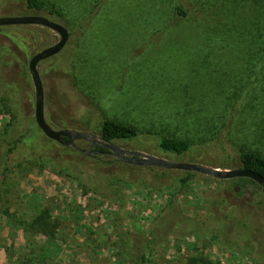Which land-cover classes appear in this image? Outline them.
Instances as JSON below:
<instances>
[{
  "label": "rangeland",
  "instance_id": "1",
  "mask_svg": "<svg viewBox=\"0 0 264 264\" xmlns=\"http://www.w3.org/2000/svg\"><path fill=\"white\" fill-rule=\"evenodd\" d=\"M47 1L58 4L67 24L68 39L57 53L59 71L71 72L76 85L59 86L52 82V71L43 73L45 117L60 127L98 135L102 119L110 118L138 132L115 141L122 147L178 162H220L236 156L237 147L260 148L261 137L254 133L259 122H248L246 113L234 110L231 118L233 99H228L231 76L246 63L236 54L243 44L233 35L253 19L259 0H194L195 16L178 23L172 14L177 0H102L82 29L81 14L97 0ZM0 29L27 61L59 39L57 32L41 25ZM44 66L42 62L40 68ZM29 82L33 104L23 106L24 115H34L31 77ZM2 98L0 92V264H135L130 246L136 237L147 238L158 222L169 219L185 235L167 234L151 242L147 264H255L241 253L242 241L221 246L207 236L210 203L205 190L217 183L193 177L180 187L176 180L163 178L160 185L148 187L126 177L120 166L104 163L114 156L99 153L93 156L99 167L89 158L81 161L83 175L98 171L96 186H86L44 162L39 154L58 159L60 147H48L32 123L26 141L36 148L19 144L7 153L25 122L15 130L16 121ZM160 137L186 140L190 151L164 152ZM71 157L64 155L61 161ZM72 173L80 175L74 169ZM117 173L121 179L114 177ZM261 201L250 222L264 242Z\"/></svg>",
  "mask_w": 264,
  "mask_h": 264
},
{
  "label": "trees",
  "instance_id": "2",
  "mask_svg": "<svg viewBox=\"0 0 264 264\" xmlns=\"http://www.w3.org/2000/svg\"><path fill=\"white\" fill-rule=\"evenodd\" d=\"M12 1L0 0V3L5 5L0 8V16L6 14H26L31 11L44 15L51 20L58 21L65 27L67 26L66 21L60 17L61 12L58 4L54 1L15 0L17 2L16 5L10 6ZM101 2L102 0L95 1L90 11L88 10L86 13L81 14L80 20L78 21L81 29L89 21V16L93 14L92 10L96 12ZM257 5L258 8L252 15L253 19L251 21L248 20L233 35L237 40L236 43H240L241 41L243 44L241 48L237 44L239 50L237 49L236 54H239L242 57L241 60H245L246 63L237 74L231 76L233 89L228 99H233L231 100L230 108L231 118H233L234 110L236 113H246L248 122H259L255 125L254 133L261 137L260 148L250 149L245 146H240L237 147L236 156L233 158L224 159L220 162L208 161L204 158L195 159V161L219 168H248L264 176V0H259ZM196 11L197 6L194 0H177L174 4L172 14L175 23H178L182 20H190L195 16ZM9 26L12 25L0 26V28ZM1 35L6 37L8 33L0 29V92L3 97L2 102L11 111L16 121L15 130H18L22 119L25 122L23 132L8 144L7 153H12L19 147V144L35 147L33 143L26 141V138L31 134V123L36 126L37 124L33 115L23 114V106L27 103L33 104V92L31 91L29 82L30 74L27 58L23 60L17 49L5 41ZM58 59L59 57L55 54L39 63L41 78L45 71H52L54 77H52V82L58 81L59 86L64 83L76 85L74 75L71 72L59 71L61 66ZM42 62L45 64L43 69L40 68ZM245 69L249 71V74L246 76ZM234 81H237L238 85L233 83ZM241 106L242 108H240ZM45 118L52 124V127L61 128L51 118ZM98 133L105 141L131 138L138 134L137 130L132 126L107 117L102 119ZM44 139V143L46 142L48 147L51 143H55L60 147L58 159H53L48 152L39 154L45 157V163H51L57 166L60 171L68 176L74 177L81 184L92 186L93 188L96 186L98 171L94 174L86 173L83 175L82 173L85 167L81 166H84V158H89L93 162V166L95 165L97 167L101 165L100 161L93 158L92 155L84 154L70 146H62L45 135ZM158 144L164 152L175 154H184L190 151L191 148L190 142L171 137H160ZM99 149L100 151H107L106 148ZM64 155H70L72 157L68 162H64L61 161ZM82 160L83 163H81ZM59 161L63 163L59 164ZM104 163L113 168L120 166L119 169L124 172L123 174L125 176L130 175L134 181L139 180L148 187L160 185L161 179L163 178L176 180V183L180 187H184L193 177H200L202 180L217 183V186L208 187L205 190L206 199L210 203V218L204 225L208 238L221 246H229L230 243L235 244L242 241L240 245L241 253L250 258L255 264H264V242L262 241L259 229L255 228L251 230L250 222L252 211L254 207L261 204V199H264V193L261 187L251 178L234 177L218 179L187 170L170 169L153 165H133L115 157L106 160ZM72 169L76 170L80 175H74ZM117 174L114 177L121 179V174ZM167 234L184 236L185 232L176 220L169 219L158 222L154 226L153 232H150L147 238L142 239L136 237V241L130 246V254L133 257L134 263L147 264L148 256L146 252L148 251V245L151 242H158L159 239L164 238Z\"/></svg>",
  "mask_w": 264,
  "mask_h": 264
},
{
  "label": "water",
  "instance_id": "3",
  "mask_svg": "<svg viewBox=\"0 0 264 264\" xmlns=\"http://www.w3.org/2000/svg\"><path fill=\"white\" fill-rule=\"evenodd\" d=\"M26 24L41 25L59 34V39L55 43L36 51L28 61V70L34 88L35 122L46 137L60 141L64 145H71L85 154H93L98 152L81 147L76 143L78 140H83L95 147L106 148L109 154L113 155L117 159L133 165H153L170 169L187 170L218 179L248 177L254 180L261 187V190L264 193V176L248 168H219L196 161H172L143 151L122 147L115 141H105L98 134H95L89 130L52 127L45 118L44 85L39 72V63L42 60L57 54L64 47L68 39V30L60 22L51 20L41 14H13L0 16V26ZM63 136H66L67 140L62 141L61 139Z\"/></svg>",
  "mask_w": 264,
  "mask_h": 264
},
{
  "label": "flooded vegetation",
  "instance_id": "4",
  "mask_svg": "<svg viewBox=\"0 0 264 264\" xmlns=\"http://www.w3.org/2000/svg\"><path fill=\"white\" fill-rule=\"evenodd\" d=\"M34 116V115H33ZM61 128H63V127H61ZM67 128V127H66ZM53 140V139H52ZM62 141H65V140H67V137L66 136H63L62 137V139H61ZM54 141H56V140H54ZM79 141H81V142H84L85 144H87L88 146L90 145L92 148H88V149H91V150H93V151H98L97 153H93V154H87V155H92V156H94V155H96V154H99V153H106V154H108V155H111V154H109L108 153V151H106V152H104V151H100V149L99 148H102V147H95V146H93V145H91V144H89V143H87V142H85V141H83V140H78V141H76V143L78 144V142ZM58 144H60V145H62V146H70V147H72L71 145H64L62 142H60V141H56ZM79 145V144H78ZM79 146H81V145H79ZM81 147H83V146H81ZM72 148H74V147H72ZM84 148H86V147H84ZM76 149V148H75ZM78 150V149H77ZM80 151V150H79ZM85 154V153H84ZM113 156V155H112ZM116 158V157H115Z\"/></svg>",
  "mask_w": 264,
  "mask_h": 264
}]
</instances>
